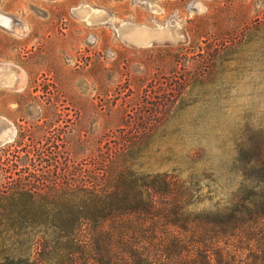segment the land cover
Returning a JSON list of instances; mask_svg holds the SVG:
<instances>
[{
	"label": "rangeland",
	"instance_id": "obj_1",
	"mask_svg": "<svg viewBox=\"0 0 264 264\" xmlns=\"http://www.w3.org/2000/svg\"><path fill=\"white\" fill-rule=\"evenodd\" d=\"M138 130L144 168L234 191L238 144L264 140V0H0V184L64 183Z\"/></svg>",
	"mask_w": 264,
	"mask_h": 264
},
{
	"label": "trees",
	"instance_id": "obj_2",
	"mask_svg": "<svg viewBox=\"0 0 264 264\" xmlns=\"http://www.w3.org/2000/svg\"><path fill=\"white\" fill-rule=\"evenodd\" d=\"M139 132L90 145V163L64 183L56 173L0 184V264H264V140L241 139V180L212 204L201 180L140 165ZM36 152L39 163L55 158ZM205 200L211 206L198 208Z\"/></svg>",
	"mask_w": 264,
	"mask_h": 264
},
{
	"label": "water",
	"instance_id": "obj_3",
	"mask_svg": "<svg viewBox=\"0 0 264 264\" xmlns=\"http://www.w3.org/2000/svg\"><path fill=\"white\" fill-rule=\"evenodd\" d=\"M5 136H0V142H2V140H4Z\"/></svg>",
	"mask_w": 264,
	"mask_h": 264
},
{
	"label": "flooded vegetation",
	"instance_id": "obj_4",
	"mask_svg": "<svg viewBox=\"0 0 264 264\" xmlns=\"http://www.w3.org/2000/svg\"><path fill=\"white\" fill-rule=\"evenodd\" d=\"M22 128V127H21Z\"/></svg>",
	"mask_w": 264,
	"mask_h": 264
}]
</instances>
